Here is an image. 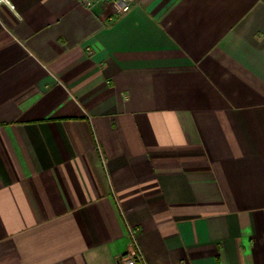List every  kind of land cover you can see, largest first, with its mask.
Segmentation results:
<instances>
[{"label": "crops", "instance_id": "obj_1", "mask_svg": "<svg viewBox=\"0 0 264 264\" xmlns=\"http://www.w3.org/2000/svg\"><path fill=\"white\" fill-rule=\"evenodd\" d=\"M12 3L0 264H264V0Z\"/></svg>", "mask_w": 264, "mask_h": 264}, {"label": "built area", "instance_id": "obj_2", "mask_svg": "<svg viewBox=\"0 0 264 264\" xmlns=\"http://www.w3.org/2000/svg\"><path fill=\"white\" fill-rule=\"evenodd\" d=\"M96 0H82L83 4L86 7H92ZM111 2L115 12L122 13L127 11L130 8L132 0H108ZM6 4L12 8H14V4L12 0H0V5ZM131 234L133 237L134 232L131 230ZM120 264H146L144 260V256L141 251L136 248L135 245L131 246L127 251L122 253L119 256ZM179 264H188L187 260L183 259L179 262Z\"/></svg>", "mask_w": 264, "mask_h": 264}]
</instances>
